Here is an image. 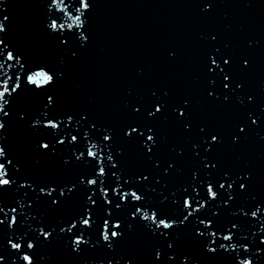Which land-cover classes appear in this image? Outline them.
I'll return each mask as SVG.
<instances>
[{"label":"water","instance_id":"water-1","mask_svg":"<svg viewBox=\"0 0 264 264\" xmlns=\"http://www.w3.org/2000/svg\"><path fill=\"white\" fill-rule=\"evenodd\" d=\"M89 4L0 0V91L19 83L0 114V163L14 181L0 188V264H25L24 253L33 264H264V0ZM76 15L83 24L69 28ZM53 19L65 27L48 28ZM41 71L53 81L28 79ZM49 119L60 127H44ZM133 191L140 201L123 198ZM189 200L198 210L181 224ZM154 210L173 227L156 229ZM84 211L90 225L79 223ZM104 221L121 236L104 241ZM81 233L86 243L74 248Z\"/></svg>","mask_w":264,"mask_h":264},{"label":"snow or ice","instance_id":"snow-or-ice-1","mask_svg":"<svg viewBox=\"0 0 264 264\" xmlns=\"http://www.w3.org/2000/svg\"><path fill=\"white\" fill-rule=\"evenodd\" d=\"M50 7H51V5H50ZM80 7L84 8V9L90 8L89 0H80ZM56 21H57V19H53L51 21V23L48 25V28H50V29H58V28L59 29H63L65 27V25L63 23L57 25ZM82 24H83V21L81 20L80 15H76L72 19V23L69 24L68 27L71 28L72 25H82ZM0 31H3V26L2 25H0ZM0 45H3V47L5 49L8 48V45L5 44V42L3 40H0ZM16 58H17V63H19L18 56H16ZM8 59H14V57L11 54V51H9ZM211 63H212L213 66H218V62H217V60L214 57L211 58ZM225 63H228V61L225 60ZM20 67L22 68L23 64H21ZM209 70L212 71L211 68ZM28 79L31 82H33V83L43 85V84H48L49 82L53 81V75H49L48 73L41 71V72L36 73L33 76H29ZM224 79L227 80L228 77L225 76ZM6 83L7 82H5V87L3 88V90L0 91V114H3V116H7L8 115V112L5 110V106L9 103V101H8V99L4 98L5 97V93H7L8 96H10V95H12V93L16 92V89L19 87V83H15L14 86L11 88V90H9V88L6 86ZM224 87L227 88L228 85L225 84ZM53 102H54L53 101V97L49 96L48 97V104H53ZM156 111L157 112L161 111L160 105H157ZM181 115H183V112H181ZM46 116H47V114H46ZM67 119H68L69 122L72 121V117L71 116H69ZM53 120H55V119H49V123L47 125H43V126L46 127V128L60 127V124L52 123L51 121H53ZM253 122H255V121H253ZM36 124H40V121L37 120ZM4 127H5V125H4L3 121L0 120V130H2ZM241 131H243V128H241ZM137 132H138V129L133 127V128H130L128 130L126 135L131 136L133 133H137ZM139 135H143V133H139ZM71 139L72 140H76V136H72ZM103 140L104 141H110L111 140V136L110 135H104L103 136ZM211 140L212 141H216L217 140V136L213 135L211 137ZM146 142H154V136L151 134V129H149V134L146 137ZM58 143L62 144L63 141L59 140ZM40 147L43 148V149H48L49 148V144L48 143H43V144H40ZM95 147H97V146L96 145H91V147L87 151V156L93 157V159H96V163H98V162H100V157L97 155V152H93L91 150V148H95ZM149 151H151L150 147H149ZM4 154H5V148L4 147H0V156H4ZM83 156H84V153L80 152V154L77 156V159H81ZM107 160L111 161V162L113 161V158H112L111 154H109L107 156ZM7 164L8 165L12 164V160L9 159L7 161ZM113 166L115 167L114 164H113ZM103 169H104V165H103V163H101L100 172L99 173L96 172V175L99 176V177L101 175H103ZM113 175H114V173H113ZM144 179H147V177H144ZM81 182L83 183V180ZM13 183H14V181L9 178V171H8V168L5 167V163H0V188L6 187V186H10ZM87 183L96 184L97 183V179L96 178L91 179V180L87 179ZM21 186L23 187L24 185H21ZM224 186L225 185L223 183L220 184L221 188H224ZM228 187L232 188V184H228ZM240 187L244 188V185L241 184ZM40 191L44 192L45 189L41 188ZM54 191H55V189H49L47 194L51 195ZM208 191L213 197H215L216 193L212 191V184L211 183L208 186ZM60 194L64 195L63 189L61 190ZM129 196L134 198L137 201L141 200V195H137L136 191L124 194L123 198L124 199H128ZM88 200L93 205L96 203V201L94 199H92V197H88ZM53 203H57V201L53 200ZM199 205H200V207H203L202 203H199ZM116 206L119 207V204H117ZM184 206H185L186 209H189V211L183 217V220L179 221V223H181V224H183L184 221H186L189 218V216L192 215L193 212H196L198 210V209L192 207V200L185 201V205ZM257 210L259 211V208ZM12 211L15 212V209H12ZM139 211H140L139 209H136V211L133 212V215L136 216L137 213H139ZM3 214H4L5 219H7L8 213L5 212ZM158 216H159L158 212L156 210H154L153 214H152V217H151V221H152L153 224H155L156 229H160L161 226H163L164 229H171L173 227V225L171 223H166L165 222V219H167V218H158ZM111 218L112 217H109V219H111ZM5 219L0 220V225H3L5 223ZM144 219H146V220L149 219L147 213H145ZM90 220H91V213H88L86 215V213L84 211V214L79 218V223H81L83 225H90ZM92 223H93V221H92ZM201 223H203V221H201ZM14 224H17V220H16L15 216H13L11 219H8V227L12 228V226ZM104 226H105V231L103 233L104 241L110 242L112 238H116L118 236H121V233H119V232H117L115 230V229H118L120 227L119 224H113L111 226L112 230L110 231V234H109V225H108L107 221H104ZM76 227H77V221L74 220L69 225V227L67 229L61 228V232H64V231L72 232V230L75 229ZM234 227H235V225H233V228ZM38 231H39V233L41 235H43V237L45 239H48L52 235L51 231H46L43 227L39 228ZM229 232H231V230H229ZM199 234L203 235V233H199ZM211 235L213 236V239H212L211 243H215L214 237H215L216 234L212 233ZM83 237H84L83 233H81V234H79L77 239L73 241L74 248H78V246L82 242L86 243V241H83ZM21 239H23V237H21ZM223 239L231 241L232 240V236L231 235L225 236V237H223ZM31 241L32 240H29L28 243H27V247L29 249L34 247V245L32 244ZM8 243L10 244L12 249H16L17 251H19L22 248V243H20V242H13L11 239H9ZM220 247L221 248L231 247V248L235 249L237 247V245H235V244H230V245L221 244ZM208 250L211 251V252H215L216 251V249L211 247V246H209ZM159 256H160V253L157 252V257H159ZM3 259H4V257L0 256V261H3ZM22 259L25 262V264H33L32 256L29 255L28 253H24L23 256H22ZM238 264H253V262H252V259L240 260L238 258Z\"/></svg>","mask_w":264,"mask_h":264}]
</instances>
